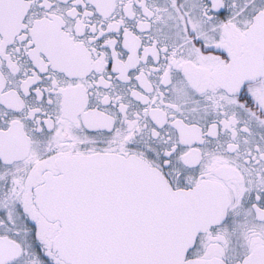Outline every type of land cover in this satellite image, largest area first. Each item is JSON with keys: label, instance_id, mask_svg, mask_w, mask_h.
Instances as JSON below:
<instances>
[{"label": "snow or ice", "instance_id": "obj_1", "mask_svg": "<svg viewBox=\"0 0 264 264\" xmlns=\"http://www.w3.org/2000/svg\"><path fill=\"white\" fill-rule=\"evenodd\" d=\"M0 264H264V0H0Z\"/></svg>", "mask_w": 264, "mask_h": 264}]
</instances>
